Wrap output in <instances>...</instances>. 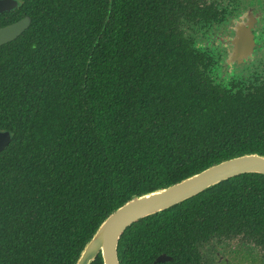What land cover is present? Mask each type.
Instances as JSON below:
<instances>
[{"label":"trees","instance_id":"1","mask_svg":"<svg viewBox=\"0 0 264 264\" xmlns=\"http://www.w3.org/2000/svg\"><path fill=\"white\" fill-rule=\"evenodd\" d=\"M178 7L19 0L0 15V27L32 19L0 47V131L12 134L0 152V264H75L134 195L233 156L264 155V113L205 89V55L181 29ZM226 238L264 252L263 175L231 178L133 224L119 259L187 264ZM163 254L172 260L155 263Z\"/></svg>","mask_w":264,"mask_h":264},{"label":"flooded vegetation","instance_id":"2","mask_svg":"<svg viewBox=\"0 0 264 264\" xmlns=\"http://www.w3.org/2000/svg\"><path fill=\"white\" fill-rule=\"evenodd\" d=\"M176 4L181 29L199 55H205L197 62L202 77L211 83L205 89L215 97L232 98L247 114H263L264 0H176ZM247 122L241 130L250 129ZM199 249L187 264H257L256 260L264 264L263 250L243 238L215 239Z\"/></svg>","mask_w":264,"mask_h":264},{"label":"water","instance_id":"3","mask_svg":"<svg viewBox=\"0 0 264 264\" xmlns=\"http://www.w3.org/2000/svg\"><path fill=\"white\" fill-rule=\"evenodd\" d=\"M19 0H0V14L16 10ZM29 16L0 28V46L20 37L31 26ZM12 142L9 131H0V152ZM244 174L264 176V155L252 152L216 162L174 184L153 191L134 195L104 219L88 239L75 264H93L99 255L103 264H121L119 242L133 224L149 216L162 213L174 206L211 189L224 181ZM172 258L163 254L155 263H165Z\"/></svg>","mask_w":264,"mask_h":264},{"label":"rangeland","instance_id":"4","mask_svg":"<svg viewBox=\"0 0 264 264\" xmlns=\"http://www.w3.org/2000/svg\"><path fill=\"white\" fill-rule=\"evenodd\" d=\"M255 253H257L258 255H260V250H256ZM258 259L261 260V258H259V257H258ZM256 262H257V264H260V263H262L263 261H257V260H256Z\"/></svg>","mask_w":264,"mask_h":264}]
</instances>
